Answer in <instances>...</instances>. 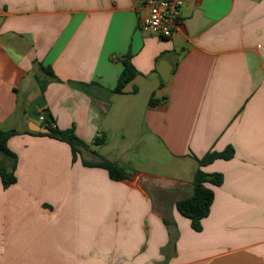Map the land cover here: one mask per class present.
<instances>
[{"label":"crops","instance_id":"obj_1","mask_svg":"<svg viewBox=\"0 0 264 264\" xmlns=\"http://www.w3.org/2000/svg\"><path fill=\"white\" fill-rule=\"evenodd\" d=\"M182 1L161 38L139 29L135 0H0V131H17V182L0 177V264H264V0ZM127 56L136 76L118 94ZM137 119L167 173L133 167L120 132ZM48 121L107 142L73 160ZM92 151L132 175L84 165ZM198 169L222 176L207 184L201 231L176 209Z\"/></svg>","mask_w":264,"mask_h":264},{"label":"trees","instance_id":"obj_2","mask_svg":"<svg viewBox=\"0 0 264 264\" xmlns=\"http://www.w3.org/2000/svg\"><path fill=\"white\" fill-rule=\"evenodd\" d=\"M123 64L124 69L118 79L117 86L114 90L118 94H122L125 87L136 76V70L131 61V56H127L124 59ZM150 103H153V101ZM48 129L50 130V132L49 134H47V136L59 141L66 142L70 145L72 149L73 160H75L79 154L81 155L83 150H90L92 146L97 147L107 142V136L105 134L96 137L93 143L89 145L78 138L73 128L68 130H60L58 128H55L54 125H48ZM16 134L17 131L15 130L0 131V152L3 155L4 159L10 162V165H6L5 162L0 164V177L4 189H8L17 182V177L15 174L17 156L8 148L7 145L8 140ZM92 152L98 156V160L95 162H88L86 160H83L84 165L105 169L108 172L109 177L115 181L128 179L132 175V170H129L128 168L121 166L116 162L106 159L95 151ZM232 156L233 149L228 148L221 153L210 152L206 154L199 160V163L201 166H204L212 163L216 159H230ZM207 184H211L214 186L221 185L222 176L220 174H206L201 169H198L194 175V179L192 182V194L189 197L176 202L177 211L190 220L191 227L195 231H201L202 220L209 215L210 208L214 200V191L209 188Z\"/></svg>","mask_w":264,"mask_h":264},{"label":"built area","instance_id":"obj_3","mask_svg":"<svg viewBox=\"0 0 264 264\" xmlns=\"http://www.w3.org/2000/svg\"><path fill=\"white\" fill-rule=\"evenodd\" d=\"M140 12L139 29L161 38H170L181 23L182 0H135ZM47 121L42 111L39 116ZM49 126L53 123L48 121Z\"/></svg>","mask_w":264,"mask_h":264},{"label":"rangeland","instance_id":"obj_4","mask_svg":"<svg viewBox=\"0 0 264 264\" xmlns=\"http://www.w3.org/2000/svg\"><path fill=\"white\" fill-rule=\"evenodd\" d=\"M120 133H123L126 137L125 145L131 146L128 155L131 156L133 160V167L140 168V166L147 163H153V170L167 173L168 167L161 166L165 160L162 157L163 155L160 154V150L158 151V142L149 138L147 130L140 119H137L136 122H132L131 125L127 123L125 130ZM117 141L120 143L122 142L121 136ZM165 164L167 165L168 163ZM172 166L173 165L170 164V167Z\"/></svg>","mask_w":264,"mask_h":264},{"label":"water","instance_id":"obj_5","mask_svg":"<svg viewBox=\"0 0 264 264\" xmlns=\"http://www.w3.org/2000/svg\"><path fill=\"white\" fill-rule=\"evenodd\" d=\"M158 70L160 72V75H161L163 81L167 82L171 70L166 68L164 62L160 63V66H159ZM36 131L45 132V133L49 132V130L45 129V128H37ZM140 182L142 184H144L146 186V188H149V185L154 186V185L160 184V181L158 179L153 178V177H148V176H141L140 177Z\"/></svg>","mask_w":264,"mask_h":264}]
</instances>
